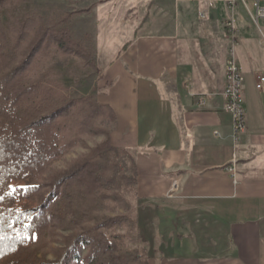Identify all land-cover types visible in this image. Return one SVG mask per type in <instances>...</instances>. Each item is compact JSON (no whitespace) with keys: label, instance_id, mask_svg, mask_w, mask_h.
Listing matches in <instances>:
<instances>
[{"label":"crops","instance_id":"1","mask_svg":"<svg viewBox=\"0 0 264 264\" xmlns=\"http://www.w3.org/2000/svg\"><path fill=\"white\" fill-rule=\"evenodd\" d=\"M97 12L111 36L122 30L97 100L114 115L113 147L135 162L153 264H264V20L211 0H98ZM231 56L246 111L238 136L225 111Z\"/></svg>","mask_w":264,"mask_h":264},{"label":"trees","instance_id":"2","mask_svg":"<svg viewBox=\"0 0 264 264\" xmlns=\"http://www.w3.org/2000/svg\"><path fill=\"white\" fill-rule=\"evenodd\" d=\"M62 32L40 28V38L25 47L22 41L28 30L10 40L0 23V71L9 70L0 79V264H52L40 260L33 247H38L45 233L69 217L74 234L57 264L81 262V247L90 249L84 264H147L139 248L127 249L128 242L141 239L132 216L133 205L126 198H137L135 162L129 157L131 168L124 169L121 160L127 153L112 146L110 132L91 127L94 117L104 111L114 123L112 111L94 103L92 98L63 103L62 94L43 84L44 78L31 83L36 62L46 57L53 43L65 51L79 52L68 33ZM75 107L84 109L85 127L89 120L92 123L77 135V140L65 143L67 128L59 121ZM89 133L103 134L105 141L64 172L45 199L41 190L50 165ZM28 176L35 186L15 187ZM58 185L64 188L59 195L55 194ZM106 199L114 202L113 210L104 204ZM118 207L124 210L123 214H117ZM108 209L115 217L94 214L96 210ZM115 229L126 232L107 235Z\"/></svg>","mask_w":264,"mask_h":264},{"label":"rangeland","instance_id":"3","mask_svg":"<svg viewBox=\"0 0 264 264\" xmlns=\"http://www.w3.org/2000/svg\"><path fill=\"white\" fill-rule=\"evenodd\" d=\"M97 3L98 0H0V23L10 40L18 39L24 34V31L28 30V35L22 41L26 47L34 39L38 40L40 38L38 31L43 28L67 32L73 43L79 47V52L65 51L60 44L53 43L47 49L46 57L39 58L36 62L35 72L30 79L31 83H34L38 82L40 78H44L43 84L51 86L62 94L63 103H80L92 98L94 103L100 105L97 100L98 96L106 90L101 70L109 65L113 54L117 51L116 49L122 47L123 37L120 35L122 30H119L115 36H111L109 32L112 30L106 32L105 28L99 26V23L102 22V16H107L108 13L105 11L104 15H99ZM120 19L122 18L120 17ZM25 26L27 28L24 29ZM24 58L23 55L19 64ZM8 71L1 70L0 79ZM85 115L84 109L81 110V108L75 107L67 116L60 119L59 122L67 128L65 143L76 139L77 135L85 132L87 125L89 127L92 123V120H89L85 127L83 123ZM93 124H91V127L94 129L110 132L111 135L113 122L107 111L95 116ZM80 139L81 142L76 147L72 148L63 158L50 165L44 177L45 185L41 190L45 199L53 192L57 179L64 172L71 169L77 161L88 156L97 145L103 143L105 136L89 133L83 135ZM121 163L124 169L130 170L131 161L127 155L122 158ZM30 186H35V181L28 176L15 187L26 188ZM63 189L58 185L55 194L59 195ZM126 198L133 205L132 216L138 224V232L141 237L140 241L128 242L127 249L139 248V252L144 255L147 264H153L158 254L155 252V242L153 244L147 242L140 230L139 215L141 206L138 201V194L137 198L135 195H127ZM104 204L112 210L115 207L114 202L110 199L104 200ZM123 213L124 210L118 207L117 214L121 215ZM94 214L115 217L109 209L106 212L96 210ZM71 221L72 217H69L61 225H56L53 230L45 233L38 247H33L37 250V257L40 260L52 264H57L60 261L62 251L74 234ZM125 232V229H115L111 233L107 232V235L112 236L113 234ZM33 248L32 250H34ZM80 255L82 257L81 262H72V264H84L83 262L90 256V249L81 247Z\"/></svg>","mask_w":264,"mask_h":264},{"label":"built area","instance_id":"4","mask_svg":"<svg viewBox=\"0 0 264 264\" xmlns=\"http://www.w3.org/2000/svg\"><path fill=\"white\" fill-rule=\"evenodd\" d=\"M216 1H223L229 6H234L238 2L245 5H250L254 9L255 20H264V0H211V4ZM225 27L231 32L233 30V22H228ZM264 86V75L258 76L257 89L261 90ZM226 99L225 111L233 117L235 135L245 132L246 129V111L243 101V77L241 70L231 56L226 67V88L224 91ZM226 172L231 175L232 182L235 186L238 185L237 178V161L234 160L226 168ZM174 190L177 189V184H174Z\"/></svg>","mask_w":264,"mask_h":264},{"label":"snow or ice","instance_id":"5","mask_svg":"<svg viewBox=\"0 0 264 264\" xmlns=\"http://www.w3.org/2000/svg\"><path fill=\"white\" fill-rule=\"evenodd\" d=\"M14 191V190H13Z\"/></svg>","mask_w":264,"mask_h":264}]
</instances>
